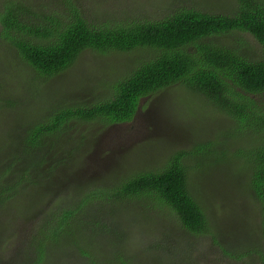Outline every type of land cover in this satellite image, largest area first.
<instances>
[{"label":"trees","instance_id":"obj_1","mask_svg":"<svg viewBox=\"0 0 264 264\" xmlns=\"http://www.w3.org/2000/svg\"><path fill=\"white\" fill-rule=\"evenodd\" d=\"M75 1L61 0L59 8L50 13L31 3L6 0L0 4V39L17 51L22 62L48 79L68 70L89 50L138 52L145 59L121 80L113 81L110 98L88 107L52 110L43 119L34 118L31 124L27 121L22 136L5 142L4 148L12 153L7 155V167L0 170V207L9 210L13 206L29 213L22 216L24 232L13 233L18 242L7 262L56 264L48 254L63 243L61 249L68 252L69 245L74 244L77 250L71 251L84 258L85 264H145L146 260L134 255L130 257L133 262L127 263L115 234L111 237L117 245L106 246L97 225L105 229L107 226L87 216L88 207L95 201L112 205L117 201L118 205L117 199L122 202L144 196L173 214L187 232H210V217L194 193L187 158L194 159L198 169L210 158L226 161L230 171L239 168L250 193L261 199L264 215V0H237L234 15L179 9L155 21L133 17L131 21L120 18L100 24L87 19ZM239 33L256 40L260 59H254L252 48L247 54V48L232 47L230 38ZM176 84L199 95L214 111L232 121L230 140L224 138L196 144L190 151H176L156 170L120 180L105 191L80 190L73 203L67 204L63 198L53 209L49 208L57 193L54 183L58 171L65 170L68 163L81 156L82 150L87 151L88 138L68 137L71 123L111 126L131 122L143 98ZM221 145L225 148L221 149ZM28 193L33 201L25 198ZM40 199H44L42 206ZM262 223L264 232V218ZM91 231L95 236L90 237ZM1 240L4 242L7 237ZM260 259L264 264V253ZM67 262L65 259L62 264Z\"/></svg>","mask_w":264,"mask_h":264},{"label":"rangeland","instance_id":"obj_2","mask_svg":"<svg viewBox=\"0 0 264 264\" xmlns=\"http://www.w3.org/2000/svg\"><path fill=\"white\" fill-rule=\"evenodd\" d=\"M5 1L0 0V4ZM17 1L31 3L36 9L41 7L50 13L56 11L61 2ZM75 4L94 24L113 23L120 18L122 21L133 20V17L155 21L179 9L234 15L238 8L237 0H76ZM128 14L131 16L124 17ZM230 43L237 49L247 48V54L252 48L251 53L256 55L254 59L261 58L258 56L260 47L249 34L239 33L230 38ZM9 46L0 39L1 172L10 162L7 155L12 153L8 147L4 148L5 142L22 136L27 121L31 124L34 118L43 119L61 107H88L110 98L114 82L145 59V55L138 52L89 50L68 70L48 79L22 62L17 51ZM230 128L232 130L233 123L228 117L214 111L199 95L178 84L143 98L131 122L111 126L99 122H73L68 127V137L88 138L87 151L82 150L81 156L68 163L65 170L58 171L54 183L57 193L49 208L53 209L63 198L67 204L73 203L77 195L80 196V190L105 191L120 180L156 170L169 154L176 151H190L196 144L224 138L230 140ZM215 161L210 158L198 169L194 167V159H186L194 180V193L197 192L196 196L210 217V232L198 235L187 232L173 214L144 196L122 202L117 199L118 205L117 201L113 205L95 201L88 207L87 216L91 215L107 226L105 229L97 225L107 247L117 245L111 237L116 235L127 263L133 262L130 257L134 255L146 260L145 264H263L260 259L264 253L262 201L255 193H250L239 168L230 171L226 161ZM25 198L33 201L29 193ZM38 203L42 206L44 199ZM9 208L0 207V238L7 237L6 241L0 242V264H9L10 251L18 242L13 233L26 229L22 216L29 215L13 206ZM89 235L93 237L95 232L91 231ZM62 246L63 243L58 244L48 258L56 264H62L65 259L68 264L87 263L71 251L77 250L74 244L69 245V252L61 249ZM258 251L262 252L259 254ZM241 253L246 255L241 256Z\"/></svg>","mask_w":264,"mask_h":264}]
</instances>
